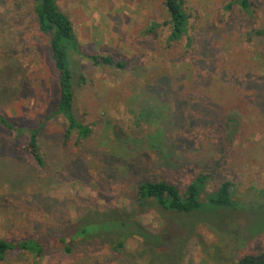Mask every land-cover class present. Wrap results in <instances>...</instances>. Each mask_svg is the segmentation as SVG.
<instances>
[{
	"label": "rangeland",
	"instance_id": "374dc122",
	"mask_svg": "<svg viewBox=\"0 0 264 264\" xmlns=\"http://www.w3.org/2000/svg\"><path fill=\"white\" fill-rule=\"evenodd\" d=\"M249 1L245 10L234 0H185L188 30L169 42L164 0H58L85 53L113 55L126 66L94 65L72 53L74 110L93 133L80 144L76 133L65 141V118L51 116L40 135L43 168L28 153L26 133L0 128V237L120 207L156 233L183 234L175 245L184 249L181 264H237L262 254L264 0ZM154 23L156 33L149 31ZM57 93L49 36L39 31L33 0H0V114L35 127ZM200 172L211 174L204 199L229 180L236 207L181 218L134 201L142 180H167L183 192ZM140 249L138 239L121 253L103 240L82 241L39 264H141ZM33 261L21 250L0 257V264Z\"/></svg>",
	"mask_w": 264,
	"mask_h": 264
},
{
	"label": "trees",
	"instance_id": "16d2710c",
	"mask_svg": "<svg viewBox=\"0 0 264 264\" xmlns=\"http://www.w3.org/2000/svg\"><path fill=\"white\" fill-rule=\"evenodd\" d=\"M232 3L239 4L245 10L251 6L249 0H234ZM164 5L169 15L167 24L171 30L168 40L177 42L188 30L190 16L185 7V0H164ZM33 12L39 31L49 36L50 57L57 72L58 93L54 98L50 114L40 116L37 126H18L8 117L0 114V128L9 132L26 133L28 153L36 164L43 168L45 157L41 151L40 135L51 116L61 115L65 118L67 127L62 135L65 141L76 133V143L80 144L93 133V124L80 121L74 110L75 79L70 64L72 53L88 57L94 65L124 68L126 62L116 59L113 55L85 53L75 33L72 20L59 7L58 0H33ZM158 26V23H154L149 31L156 33ZM83 80L84 77L81 76L80 83H83ZM22 90L23 80L20 82V91ZM134 170L135 168L131 167V171ZM210 178L211 174L200 172L183 192L178 185L167 180H142L136 185L134 201L144 208L154 206L160 213H173L181 218L205 210L207 207L235 208L238 201L234 198L233 183L229 180L222 181L216 189L207 193L204 199L203 195L207 192ZM134 213L126 208H105L91 215L92 217L82 216L77 220H69L61 227H50L30 236L14 240L0 237V257H4L11 250H21L33 254L34 261L31 264H39L50 253H72L82 241L103 240L113 251L121 253L125 250L129 239H138L141 243L139 256L143 258L141 264H181L184 249L177 251L175 245L183 234L172 236L171 229L166 230V233L163 231L156 233L137 219ZM191 234L188 232L187 237ZM169 238L174 242H168ZM168 243H171L169 247L166 246ZM250 261L248 259V262ZM237 264H242V260Z\"/></svg>",
	"mask_w": 264,
	"mask_h": 264
},
{
	"label": "flooded vegetation",
	"instance_id": "af4514ba",
	"mask_svg": "<svg viewBox=\"0 0 264 264\" xmlns=\"http://www.w3.org/2000/svg\"><path fill=\"white\" fill-rule=\"evenodd\" d=\"M262 254H264V252H263ZM262 254H260V255H262ZM256 257H257V256L246 255V256L242 259V264H243L244 259H246L245 264H264V259H262V260H260V261H257V260H256ZM248 259L251 260V261L248 262Z\"/></svg>",
	"mask_w": 264,
	"mask_h": 264
},
{
	"label": "water",
	"instance_id": "95a60500",
	"mask_svg": "<svg viewBox=\"0 0 264 264\" xmlns=\"http://www.w3.org/2000/svg\"><path fill=\"white\" fill-rule=\"evenodd\" d=\"M262 259H264V254H262V255L256 257V260H257V261H260V260H262ZM245 262H246V259H244L243 264H245Z\"/></svg>",
	"mask_w": 264,
	"mask_h": 264
}]
</instances>
